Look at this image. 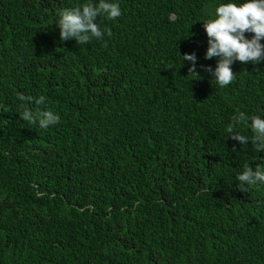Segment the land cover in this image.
I'll list each match as a JSON object with an SVG mask.
<instances>
[{"label":"trees","instance_id":"trees-1","mask_svg":"<svg viewBox=\"0 0 264 264\" xmlns=\"http://www.w3.org/2000/svg\"><path fill=\"white\" fill-rule=\"evenodd\" d=\"M85 2L0 0V264H264V184L236 179L264 151L226 131L264 119V61L224 88L205 71L202 21L244 0H110L111 37L63 41L58 10ZM17 93L60 122L21 120Z\"/></svg>","mask_w":264,"mask_h":264},{"label":"clouds","instance_id":"clouds-1","mask_svg":"<svg viewBox=\"0 0 264 264\" xmlns=\"http://www.w3.org/2000/svg\"><path fill=\"white\" fill-rule=\"evenodd\" d=\"M122 15L118 3L110 0H87L83 4L72 7H65L58 10V26L60 37L63 41L75 39L79 45L89 44L93 39L102 40L107 31L111 37V29L101 27L98 20H116ZM203 22L204 30L208 36V48L205 59L217 58V66L213 69L207 66L205 71L214 76L216 84L227 87L237 78L233 72L232 65L237 61L259 65L264 61V0H244L242 3H222L218 5L212 18ZM246 33H253L251 39ZM183 61H190L189 75H195L199 79L196 70V54H184ZM188 75V76H189ZM21 103L18 109L20 119L30 125L38 124L40 128L47 129L51 125L60 122V116L51 110H41L39 107L34 111L29 104L43 105L46 97L41 95L38 98L25 96L17 93ZM251 121V123H249ZM244 126L251 130L249 137L237 131V128ZM227 133L233 140L247 146L252 142L254 151H264V119L259 115L248 116L245 112L237 110L231 117ZM235 150V148H233ZM240 191L248 192V187L264 184V163H258L255 169L248 164L243 166V171L237 176Z\"/></svg>","mask_w":264,"mask_h":264}]
</instances>
